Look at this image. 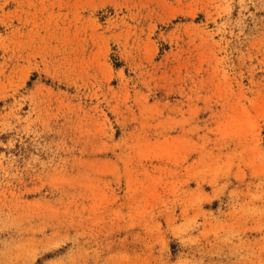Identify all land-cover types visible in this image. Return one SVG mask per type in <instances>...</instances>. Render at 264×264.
Listing matches in <instances>:
<instances>
[{"label": "rangeland", "instance_id": "obj_1", "mask_svg": "<svg viewBox=\"0 0 264 264\" xmlns=\"http://www.w3.org/2000/svg\"><path fill=\"white\" fill-rule=\"evenodd\" d=\"M0 264H264V0H0Z\"/></svg>", "mask_w": 264, "mask_h": 264}]
</instances>
